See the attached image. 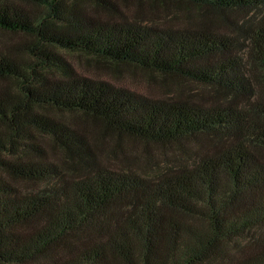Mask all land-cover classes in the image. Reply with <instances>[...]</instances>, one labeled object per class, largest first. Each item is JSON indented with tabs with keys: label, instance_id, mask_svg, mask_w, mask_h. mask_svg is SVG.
<instances>
[{
	"label": "trees",
	"instance_id": "trees-1",
	"mask_svg": "<svg viewBox=\"0 0 264 264\" xmlns=\"http://www.w3.org/2000/svg\"><path fill=\"white\" fill-rule=\"evenodd\" d=\"M95 1L112 15L85 13L79 0H0V30L29 37L35 59L0 50V82L18 85L0 86V264H264V123L249 115L258 97L242 57L264 69V0H170L219 17L186 28L117 19L112 1ZM246 10L254 23L231 20ZM61 51L214 87L249 110L148 98L78 74ZM48 107L186 153L188 141L200 146L155 177L116 172ZM42 136L90 176L65 180L42 158ZM13 181L46 185L27 192Z\"/></svg>",
	"mask_w": 264,
	"mask_h": 264
},
{
	"label": "rangeland",
	"instance_id": "rangeland-1",
	"mask_svg": "<svg viewBox=\"0 0 264 264\" xmlns=\"http://www.w3.org/2000/svg\"><path fill=\"white\" fill-rule=\"evenodd\" d=\"M116 7L114 18L140 22L149 26L167 28H186L198 24L210 17L216 23L219 17L209 15L197 8H190L170 0H110ZM83 12L107 17L112 13L103 9L95 0H79ZM100 5V6H99ZM232 21H246L249 25L255 22V11L246 10L229 14ZM223 30L233 33L232 26L221 25ZM29 37L22 34L8 33L0 30V50L7 47H16L22 58L35 61L31 53L22 45ZM32 42V41H31ZM18 46V47H17ZM70 67L83 76L100 81H106L117 87L125 88L148 98L171 101L185 100L205 106L234 103L245 111L249 110L247 99L220 92L217 88L203 85L194 81L181 79L171 75L146 70L135 65L115 63L110 60L83 52L61 51ZM244 55V56H243ZM34 56V55H33ZM247 67L252 73L251 83L257 92V105H251L250 114H255L264 123V69L252 66ZM64 65V63H62ZM51 73V72H50ZM55 75H63L61 70ZM51 73L49 76H52ZM13 81L0 82V86L10 88ZM12 91L18 90L15 85ZM248 109V110H247ZM45 112L48 116L64 122L70 128L80 133L89 143L97 163L102 168L116 172H132L144 177H155L158 173L175 169L195 156L193 151L200 146L198 142L188 141L187 149L178 144H157L126 135L111 132L102 122L82 112L61 111L48 107ZM216 142V140H215ZM43 150V159L55 164L56 168L67 181H74L89 175L88 169L80 168L79 159L68 155L58 147L50 136H42L37 142ZM264 154V151H263ZM264 157V156H263ZM90 176V175H89ZM14 182V181H13ZM23 191L41 190L46 184L14 182Z\"/></svg>",
	"mask_w": 264,
	"mask_h": 264
}]
</instances>
